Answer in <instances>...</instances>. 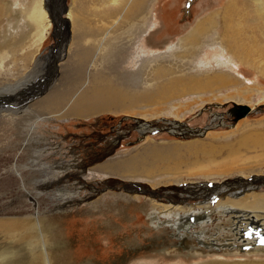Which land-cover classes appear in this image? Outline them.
Masks as SVG:
<instances>
[{"label": "bare ground", "instance_id": "obj_1", "mask_svg": "<svg viewBox=\"0 0 264 264\" xmlns=\"http://www.w3.org/2000/svg\"><path fill=\"white\" fill-rule=\"evenodd\" d=\"M153 1L132 0L131 4L126 6L125 0H102L96 4L90 2L93 5H90L92 6L90 9L88 6L86 8V1L77 3V0H74L73 5L68 8L63 4L57 5L53 20H55V23H61L64 28L70 26L71 31H73L68 51L69 69L67 68L68 75L71 77L68 80L65 79L61 85L55 83L57 86H54L55 78H53L49 81V88L51 89L46 93H42L44 83L42 82L43 85H40V80L37 83L35 82L36 79H33L34 82L30 83L29 81L33 75L26 73V70L28 71L30 68L29 64H32V62L35 65L32 71L40 64L38 59L35 60V54L44 43L51 28V22L43 6V0H35L29 9L22 12V17L29 25V31H31L28 40L22 46L9 43L2 44V48L5 47V50L3 51L0 69L10 65L7 64V60L13 59L12 63L16 65L15 68L20 67L24 71L21 70L22 72L18 75L7 72L9 75H15V78L19 76V79L15 82H7V77L0 76V115L2 120L17 121V127L20 130L22 128L24 131L26 130L23 147L27 150L26 152L33 151L34 153L29 162L30 169L38 174L34 178V180L37 179L35 185L37 188L45 190L50 186L52 192L50 193L48 190L46 192L52 200L57 202L53 206L56 212L69 209L68 204L75 197L72 195L67 197L66 195L70 187L72 188L77 184L84 186L88 185L90 181L96 183L98 181L96 179L106 178L104 180L105 188L102 190H100L101 188L96 189L99 193L109 187L111 182L119 183L127 192L132 193L131 189L136 185H140L139 181H147L152 186L146 187L143 185L142 188H145L143 191L146 193L145 195L149 196L145 204L150 205L152 213L149 215L153 220L155 218V224L163 222L162 224L170 223L173 225L174 223L175 227L182 215L188 213L207 216L209 222H211L212 214L218 217L219 222L215 226L219 229L216 236L218 238L214 240L216 244L212 242L210 236L209 241L204 240L202 242L210 251L204 252L203 248L200 247V249H192L193 246H191L189 248L190 252L186 256L198 259L203 257L219 258L220 256L217 257V253H215L217 251L213 249V247L219 246L218 249L227 247L223 253L224 258H236L241 255V250L233 249L236 246L235 241L239 240H237L238 238L234 232V227L238 223L233 219L232 214L239 215L242 213L245 215L243 219L246 220L240 225L244 228L248 229L252 220L250 217L252 216L255 220H261L264 226L263 192L257 193L254 191L243 198L241 197V199L235 200H213L212 196L215 199L216 195H222L224 191V188H221L220 185L217 187V185L209 188L208 191L210 190V192L206 195L207 200L212 199V201L202 206L185 204L189 199L186 196L175 199L173 196L159 193L160 190L176 189L172 186V181L182 180L184 174L191 175L190 168L196 166L197 162L189 161V155L204 157V153H208L204 151V147L207 146L206 143L199 142V140L187 143L163 144L149 141L131 151L106 157L101 163L91 165L90 168L86 169L87 167H80L77 162H74L73 152L69 153L68 157L65 156L66 152L57 142V136L53 135L54 137H52V134H47L46 131L40 132L37 129L38 120L52 122L70 118H90L106 112L138 115L137 120L142 122V125L139 126L142 133L149 131L151 124L157 123L156 121H149V119L161 115H172L174 118L168 120V122L166 121V125L171 129H176L184 126L181 120L188 111L200 108L205 103L228 101L233 98L248 101L251 98L252 94L248 90L256 89V85H248L250 79L241 75L239 69L234 71L235 66L233 67V65L239 63L236 67L241 65L253 67L252 63L258 64L260 67L255 66L253 68H259L264 76V68H262L264 66V50H258L254 55V59L243 58L238 51H248V47L240 43L237 34L240 35L241 33L238 32L224 40L220 34L215 35V23L218 22L214 21L212 23L214 18H208L200 21L184 36L179 37L177 42L173 44L164 43L165 46L162 47L164 50L155 53L140 44L142 40L153 37L150 30L152 23L141 19L143 15L145 16L146 11L151 14ZM237 1L229 0L231 5H236ZM244 1L247 2V0ZM252 1L253 5L250 4V6L254 7L252 15L255 17L254 20L249 21H264V0ZM15 8L16 2H3L0 11L7 17H11L10 14L16 12ZM63 11H67L64 18L61 16ZM240 14L245 16L246 13ZM234 37L238 40L234 41ZM207 48L219 50L213 54L221 60L217 68H215V65L207 64L202 58L203 51H206ZM253 49H256L255 45ZM63 57L64 53L61 54V59ZM221 57L226 58L222 59ZM55 64L58 66L57 61L54 62L53 69L57 68ZM6 69L9 70L8 67ZM4 78L7 80L4 81ZM260 78V82L264 81L263 77ZM37 90L39 92H35ZM258 90L261 92V100L258 99V102L253 103L252 106L250 105L252 110L261 101H264V87L259 86ZM33 100H36L34 104L31 103ZM35 106L42 108L45 112L39 114L40 112L37 111V113L34 111L35 108L33 109ZM8 112L14 116L7 114ZM33 120L34 122L31 123ZM187 130L191 131L189 128ZM171 132L174 133L175 131L171 130ZM211 139H216V137L212 136ZM254 143L264 148V141L259 138H256ZM69 169H71V172L69 171L68 174ZM253 170L246 167H230L221 171H210L204 173V175L206 177L208 175L223 176L240 172L247 177L254 172ZM73 174L79 180L70 183L69 178ZM162 182L165 184L162 185ZM242 183L244 187L252 186L250 182ZM157 187L159 190H157ZM187 187L190 188L189 185ZM75 188L78 189L79 187ZM54 190L55 192H53ZM91 190L94 193L95 189ZM109 193L105 192L96 201L89 202L91 208H100L104 206L101 201L106 203L107 200H112H106L104 197L138 203L136 194ZM187 193L191 194L192 192L189 189ZM163 197H166L170 203H164ZM238 208L241 211H237ZM44 211H47V209ZM46 213L42 219L37 220L34 215L0 217V239L3 235H9L14 230L20 234H28V240L19 248H14L11 243L0 245V264L51 263L50 253L45 251V236L47 234L45 230L47 229L41 224V221L48 222L49 217H46ZM31 217L39 225L33 222V225H35L33 227V225L25 222L26 218L28 221ZM222 226L227 227L222 228ZM47 227L48 230L51 229L49 224ZM166 229L160 228V231H167ZM31 232L33 235L29 236ZM222 232L226 233L222 236ZM51 235L49 233V236ZM29 238L38 242L39 245L38 252L32 253V255L30 250V253L23 252L28 247L25 248L26 245L33 244ZM166 243L159 245L160 253L168 257L177 256L180 259L182 257L180 256L182 255L180 247L184 246V243H178V246L177 243ZM245 251L246 256L252 257V255H255L258 258H264V245L256 248L251 247ZM142 262L139 263L138 261L137 263L141 264ZM219 264L227 263L220 261Z\"/></svg>", "mask_w": 264, "mask_h": 264}, {"label": "rangeland", "instance_id": "obj_2", "mask_svg": "<svg viewBox=\"0 0 264 264\" xmlns=\"http://www.w3.org/2000/svg\"><path fill=\"white\" fill-rule=\"evenodd\" d=\"M34 1L0 0V6L3 5V2H16V8L14 9L16 12L10 14L12 15L11 17H7V15L0 11V16L2 15L0 18V63L3 59V51L5 50V47L2 48V44L9 43L22 46L28 40L31 31H29V25L22 17V12L29 9ZM101 1L77 0V3L85 2L87 4L86 8L88 6L90 9L93 6L92 3L96 4ZM125 1L126 6L132 2V0ZM73 3L74 0H43V6L51 22V28L44 43L35 54V60L38 59L40 64L32 71L35 66L34 62H32V64H29L30 68H32H29L28 71L26 70L27 74L33 75L29 81L30 83L34 82L35 79L37 83L40 80V85H43L41 84L42 82L44 83L45 86L41 91L42 93H46L51 89L49 88V81L53 78H55L54 86H57L61 85L65 79L68 80L71 77L68 75L67 68L69 63V42L72 41L73 31H71L70 26H65L64 28L61 23L56 22V24L55 20H53V15L56 14L55 9L57 5L63 4L68 8ZM250 4L253 5L252 0H247V2L238 0L236 5H231L229 0H154L151 14L146 11L145 16L143 15L141 18L152 23L150 30L153 37L142 40L140 44L142 47L153 50L155 53L161 52L162 47L165 46L164 43L169 42L173 44L177 42L179 37L184 36L192 30L200 21L214 18V20L212 19V23L214 21L218 22L215 23V35L218 36L220 34L225 40L238 32L241 33L240 35L237 34V36L240 43L248 47V51L243 50L238 52L245 59H254V55L258 50H264V21H249L254 20L255 17L252 15L254 7L250 6ZM66 12L63 11L61 13L63 18L66 16ZM240 13L246 14L242 16ZM237 40L234 37V41ZM254 45L256 46L255 50L253 49ZM215 51L214 49L207 48L206 51H203L202 58H204L207 64L215 65V68H217L221 60L217 56H213ZM63 53L64 57L61 59V54ZM7 61V64L10 65H6L0 69V76L7 77L8 80L4 78V81L15 82V80L19 79V76L15 78V75L24 70L20 67L15 68L16 65L12 63L13 59ZM55 61H57L58 66L55 64L57 68L53 69ZM238 64L234 63L233 67H235L233 70L239 69L241 75L249 78L250 82L248 85H256V89L248 90L252 94L251 98L248 101L233 98L228 101L205 103L204 106L186 113L181 120L184 128H169L166 125V121L168 122V120L174 117L172 115H161L149 119V121H156L157 123L151 124L149 126L150 130L142 133L139 128L142 122L137 120L138 115L106 112L90 118H70L52 122L38 120L37 129L40 132L46 131L47 134H52V137L57 136V142H59V145L66 152L65 156L68 157L69 152L71 154L70 150L74 149V152L80 155V160L96 157L95 154L101 153L104 147L111 145V142L115 145V149L113 153L108 154L109 157L121 152L131 151L149 141L163 144L175 142L187 143L199 140V142L207 144L204 147V151L208 153H204V157L189 155V161L193 163L197 162L196 166L190 168L189 172H191V175L184 174L182 180L172 181L171 184L176 189L160 190L159 193L161 195H170L175 199L186 196L189 199L185 204L202 206L212 201V199L235 200L241 199V197L243 198L248 193L251 194L254 191L264 193V148L254 143L256 138L264 141V101H261L258 106L254 107V111L234 124H232V116L229 113V109L235 102H245L252 106L253 103L261 100V92L258 89L259 86L264 87V81H262L263 83L260 82V77L264 78V76L259 68H253L255 66L260 67L258 64L252 63L253 67L247 65L236 67ZM7 67L9 70L6 69ZM7 72L14 73L15 75H9ZM35 101L33 100L31 103L34 104ZM33 109L36 112H40L39 114L45 112L38 106L33 107ZM7 114L14 116L9 112ZM0 121V217L34 215L37 220L39 218L42 219L45 212H47L46 217H49L48 222L41 221V224L47 229L45 230L47 233L45 236V251L50 253L49 258L51 260V263L48 264H139L141 261L144 264H219L220 261L227 264H264V258H258L255 255H252V257L245 255L246 249L258 246L262 247L264 245V226L262 221L255 220L253 219L254 216H252L250 217L252 220L248 229L244 228L240 226L246 220L243 219L245 215L242 213L239 215L232 214L233 219L240 226L236 225L234 227V232L239 241H235L234 244L236 246L233 248L241 250L240 256L231 259L224 258L223 253L227 247H220L219 250V246L216 245L218 250L216 247H213V249L217 251L215 253H217V257L220 256L219 258L203 257L198 259L186 256L190 252L189 248L191 246H193L192 249L200 247L203 248L204 252L210 251L202 242L204 240L209 241L211 236L212 242L215 243L214 240L218 238L216 236L219 230L215 227L219 222L218 217L212 214L211 222H209L210 220L207 216L188 213L182 215L179 221L177 220L178 223H176L175 227L174 223L173 225L170 223L162 224L163 222L155 224V218L153 220L149 215L152 213L150 205L147 206L145 204L149 196L145 195L146 193L143 192L145 188H142L143 185L146 187L152 186L147 181H139L140 185H136V188L131 189L132 193L127 192L117 182H111L109 187L99 193L97 191L98 188L102 190L106 186L104 184L106 178L96 179L98 180L96 183L90 181L88 185L84 186L77 184L73 187L70 185L72 188L70 187L66 196L72 195L75 198L68 204L69 209L56 212L53 206L57 202L52 200L51 196L46 192L47 190L50 193L52 192L49 188L50 186L45 190L43 188L39 189L35 185L37 179L34 180V178L38 174L30 169L29 162L34 153L33 151L30 153L26 152L27 150L23 147L26 130L24 131L23 128L20 130L16 125L17 121L16 123L10 121V119L2 120V116L0 117ZM33 122L34 120L31 123ZM187 128L191 131L187 130ZM171 130L175 132L173 133ZM212 136L216 137V139H211ZM245 138L248 139L244 140ZM73 159L74 162L77 160L76 157ZM230 167H246L254 169V172L247 177L240 172L223 176L208 175L206 177L204 175V173L210 171H221ZM71 178L69 182L74 180ZM78 180L75 181L77 182ZM242 182H250L252 186L244 187ZM164 184L162 182V185ZM187 185L190 186L191 194L187 193L189 190ZM219 185L221 188H224L223 194L216 195L215 199L212 196V199L208 201L206 198V195L210 192L208 189L213 186L219 187ZM77 186L79 187L78 189L75 188ZM91 189H95L94 193L91 192ZM157 190H159L158 187ZM105 192H110L109 194L112 192L136 194L138 196L136 198L138 203L104 197L106 200H112H107L106 203L101 201L104 206L92 209L89 202L96 201ZM165 199L166 197L162 198L164 203H170L167 199L165 201ZM46 209L47 211H44ZM57 209L61 210L60 208ZM236 210L241 211L239 208ZM25 222L29 223V225H33V222L34 224L36 223L33 217L28 219V221L26 218ZM48 224L51 227L50 230H48ZM36 225L39 224L36 223ZM159 227L162 229L168 228L166 229L167 231L161 232ZM224 227L227 226H222V228ZM49 233L52 235L49 236ZM225 233L222 232L221 235L223 236ZM32 235L33 233L31 232L29 236ZM3 236L0 239V245L11 243L14 248L23 246L28 240V234H20L16 230L10 232L9 235ZM29 240L33 244L26 245L25 248L27 246L29 248L27 247L23 252L30 253L32 251V255V253L38 252L39 245L35 240H31V238ZM164 242L177 243V246L178 243L183 242L184 246L180 247L182 252L180 256L182 257L178 259L177 256L168 257L162 255L160 253V246ZM138 261L139 263H137Z\"/></svg>", "mask_w": 264, "mask_h": 264}, {"label": "flooded vegetation", "instance_id": "obj_3", "mask_svg": "<svg viewBox=\"0 0 264 264\" xmlns=\"http://www.w3.org/2000/svg\"><path fill=\"white\" fill-rule=\"evenodd\" d=\"M101 138H103V136H101ZM118 138V137H117ZM111 145H107L108 147H104L103 149V151L101 152V153H97V154H95L96 155V157H94V158H89V159H86V160H83V159H81L80 160V158H79V156L80 155H78L77 153H75L74 152V149H71L70 151H71V153L73 152V155H74V157H76L77 158V160L75 161V162H77V165H79L80 167H87L86 169H88V168H90L91 167V165L93 166V165H97V163H101L102 161H104V159L103 158H105L106 159V157H109L108 156V154H111V153H113V151H114V149H115V145L114 144H112V142L110 143ZM70 148H73V147H70ZM64 149V148H63ZM73 150V151H72ZM65 152V151H64ZM70 153V152H69ZM86 161H88V162H86ZM96 162V163H95ZM88 163V164H87ZM84 165V166H83ZM71 172V169H69L68 170V174ZM74 171V170H73ZM72 177V179H74L73 181H72V183L73 182H75V180H77V176L76 175H72L71 176ZM70 177V178H71ZM75 177V178H74ZM69 178V179H70ZM71 183V182H70Z\"/></svg>", "mask_w": 264, "mask_h": 264}, {"label": "water", "instance_id": "obj_4", "mask_svg": "<svg viewBox=\"0 0 264 264\" xmlns=\"http://www.w3.org/2000/svg\"><path fill=\"white\" fill-rule=\"evenodd\" d=\"M252 111L250 105L246 103H233V106L229 109V113L232 116V124L236 123L239 119L246 117Z\"/></svg>", "mask_w": 264, "mask_h": 264}]
</instances>
